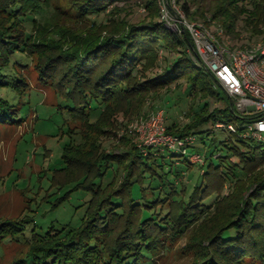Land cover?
<instances>
[{"label": "trees", "instance_id": "16d2710c", "mask_svg": "<svg viewBox=\"0 0 264 264\" xmlns=\"http://www.w3.org/2000/svg\"><path fill=\"white\" fill-rule=\"evenodd\" d=\"M54 1L0 0V120L19 118L20 103L5 97V89L23 95L27 85L20 69L28 65L15 57L37 56L39 80L57 92L67 103L60 108L81 124V131L68 125L69 134L80 142L75 139L65 160L71 179L86 178L81 186L92 191L93 199L80 227H52L43 237L34 232L31 250L13 264H151L160 251L185 236H190L194 264H264V143H247L243 127L232 134L236 144L230 146L229 137L213 142L209 153L202 154L205 164L190 191L181 188L180 180L191 166L190 156L201 154V148L191 145L188 154L175 150L166 155L154 149L144 156L136 147L115 154L101 152L99 146L117 114L134 115L178 80L188 83L190 95L201 98L199 111L187 114L184 127L177 122L168 126L179 138L203 136L206 144L205 136L215 134L204 128L217 122L236 125L258 115L241 116L231 101L211 108L214 100L222 101L215 96L211 74L200 65L189 35L181 36L159 21L157 0H138L150 15L139 23L128 22L122 17L126 10L118 7L135 0H72V8L66 9L70 14ZM179 2L190 19H211L234 38L240 36L241 20L255 34L264 23V0ZM66 15L81 27L61 26L59 20ZM164 52L173 60L154 74L162 67ZM221 149L239 161L217 154L215 164ZM167 157H183L186 169L166 170ZM173 162L183 164L181 159ZM111 173L113 179L105 183ZM231 187L232 194L222 196ZM10 228L0 229V237ZM10 235L15 236L12 231Z\"/></svg>", "mask_w": 264, "mask_h": 264}, {"label": "rangeland", "instance_id": "374dc122", "mask_svg": "<svg viewBox=\"0 0 264 264\" xmlns=\"http://www.w3.org/2000/svg\"><path fill=\"white\" fill-rule=\"evenodd\" d=\"M71 2L72 0H55L54 4L64 11L72 8L70 7ZM198 5L194 7L197 8ZM118 7L126 10L122 17L130 23H139L150 17L148 11H143L145 7L138 0L126 5L120 3ZM66 12L70 14L71 10H66ZM103 17L99 20H105L107 16L105 19ZM60 20L59 24L70 30L81 27V22H78L76 18L71 21L66 15ZM86 24L87 22H85ZM28 28L31 31V25H28ZM239 28L240 36L230 39L232 47L251 51L257 49L259 45H263L264 23L259 28V34L252 33V30L249 29L246 30L242 20ZM171 55L164 52L162 67L156 68L153 71L154 74L161 73L162 68L167 65V61L172 62L173 56ZM33 58L27 57L23 53L15 57L17 62L28 65L20 69L27 85L23 95L11 93L5 89L7 94L5 97L15 104L19 105L20 103L19 118L15 122L7 123L0 120V229L5 228L4 230H6L11 225L10 231L15 235L11 236L9 231L4 238L0 237V264H13L24 258L31 250L30 242H32L34 232L43 237L52 227L56 229L61 225L80 227L90 201L93 199L92 191L81 186L85 184L86 178L82 181L71 179L69 165L65 160V157L68 158V151L76 145L75 139L80 142V138L75 137L74 139L69 134L68 125L73 130L81 131V124L78 120H71L68 112L60 108V106L65 107L67 103L59 97L57 92L39 80L36 70L37 56H33ZM211 84L216 98L222 100L221 102H215V100L211 102V108L215 109L227 104L230 99L226 91L222 87L216 86L213 80H211ZM189 89L190 86L185 80H178L168 89L149 99L146 105L134 115L117 114L113 118V126L108 128L110 129L108 130L109 134L99 138L101 152L119 154L136 147L144 156H149L148 152L154 149L158 150L157 154L166 155L168 150H162L160 144L156 143L155 148L145 145L142 137L133 132L132 125L138 120L149 119L157 110L163 109L166 113L167 126H172L177 122L181 127H184L188 122L187 114L199 111L201 103L200 96L190 95ZM249 122L251 121H240L236 125L243 127ZM204 129H211V133L215 135L205 136L206 144L202 141L203 136L195 138L194 146L201 148L200 152L203 155L209 153L210 145L213 142L226 141L232 137V142H229V145L236 144V138L226 131L217 132L213 125ZM246 142L259 144L264 143V139L257 141L250 139ZM237 145L244 149L242 144L237 143ZM217 154L235 162L239 161L233 152L221 149L213 159L215 164L219 163L216 158ZM178 159H181L183 164L178 166V163L173 162ZM165 164L166 170L171 167L176 170L187 167L183 157L173 159L167 157ZM200 171L199 165L191 164L180 180L181 188L190 191L193 182L200 179ZM112 179L113 173L108 174L105 183ZM115 179H117L116 186H118L121 180L120 171ZM232 188H226L222 196L232 194ZM189 237L185 236L181 240H176L169 249L160 251L151 264H194L196 256L189 248ZM248 264L260 263L249 262Z\"/></svg>", "mask_w": 264, "mask_h": 264}, {"label": "built area", "instance_id": "2783aa9c", "mask_svg": "<svg viewBox=\"0 0 264 264\" xmlns=\"http://www.w3.org/2000/svg\"><path fill=\"white\" fill-rule=\"evenodd\" d=\"M179 1L158 0L159 21L181 36L189 35L200 65L210 72L214 84L226 91L241 116L250 118L258 115L243 126L242 137L256 141L264 139V43L251 51L232 47V38L221 25L211 19H190ZM213 128L217 132L226 131L229 135L239 132L237 125L231 123L217 122ZM132 129L147 146L155 148L157 143L162 150H176L183 154H188L196 138L193 135L179 138L170 133L163 109L157 110L145 121H136ZM190 163L202 166L205 157L193 154Z\"/></svg>", "mask_w": 264, "mask_h": 264}]
</instances>
